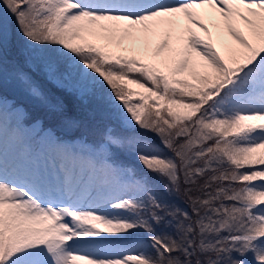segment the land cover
Returning a JSON list of instances; mask_svg holds the SVG:
<instances>
[{"label":"snow or ice","instance_id":"1","mask_svg":"<svg viewBox=\"0 0 264 264\" xmlns=\"http://www.w3.org/2000/svg\"><path fill=\"white\" fill-rule=\"evenodd\" d=\"M6 117L0 264H264V0H0Z\"/></svg>","mask_w":264,"mask_h":264},{"label":"rangeland","instance_id":"2","mask_svg":"<svg viewBox=\"0 0 264 264\" xmlns=\"http://www.w3.org/2000/svg\"><path fill=\"white\" fill-rule=\"evenodd\" d=\"M136 91H142V89H136L135 85H129ZM65 103L67 104L70 111L76 110L77 101L74 97L64 94L62 96ZM5 128L3 137L0 138V156H2L3 165L6 170L19 169L22 164L31 165L36 163L39 165L40 170L46 175L49 181L56 182L58 178L62 175L60 173L61 160L48 148L41 147L38 151L32 153L30 160H25L22 150L13 142L9 134V123L7 117L5 118ZM65 163V167H68ZM139 166V165H138ZM78 172L77 179L81 182L76 185L77 192L75 194L78 196L86 195L85 182L88 177L85 174H81L79 168H76Z\"/></svg>","mask_w":264,"mask_h":264}]
</instances>
